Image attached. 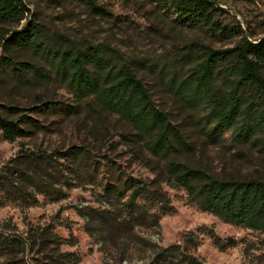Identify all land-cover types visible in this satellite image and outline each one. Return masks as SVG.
I'll return each instance as SVG.
<instances>
[{
	"label": "rangeland",
	"instance_id": "374dc122",
	"mask_svg": "<svg viewBox=\"0 0 264 264\" xmlns=\"http://www.w3.org/2000/svg\"><path fill=\"white\" fill-rule=\"evenodd\" d=\"M31 15L28 22L43 30V43L53 49L86 45L114 50L133 65L136 76L149 90L155 105L174 117L203 156L201 164L216 176L247 175L260 170L264 155L248 150L237 155L228 147L204 146L199 134L202 108H190L177 100L167 86V72L185 74L188 64L180 63L198 54V45L214 50L232 48L241 35L229 39L211 38L196 29L177 24L164 12L158 0H92L109 18L91 13L73 0H23ZM224 13L218 22L247 30L249 40L264 38V0H212ZM0 59L8 57L2 47ZM15 62L34 65L41 74L49 71L39 56L29 52L13 54ZM143 66H152L149 72ZM20 68L16 66L15 70ZM18 73V72H16ZM264 76V68L262 70ZM53 104L55 111H48ZM40 110V111H39ZM0 115L10 121L23 116L41 127L13 142L0 133V233L21 237L28 248L24 264H52L51 256L62 255L64 264H118L114 252L85 231L84 216L90 210L115 211L117 203L105 204L101 188L108 180L103 169L112 160L127 177L151 180L148 169L134 161L123 143L128 127L118 116L97 107L93 98L78 101L70 90L50 73L49 79L25 74L19 81L8 77L0 82ZM82 152L96 171L77 173L68 154ZM172 213L159 222V239L151 231H139L163 247L181 244L190 234L198 236V247L189 250L204 264H264V234L224 223L200 212L181 190L166 189ZM54 196V197H52ZM213 230L220 240L234 245L223 252L201 232ZM120 264H125L120 263ZM131 264H141L134 255Z\"/></svg>",
	"mask_w": 264,
	"mask_h": 264
},
{
	"label": "trees",
	"instance_id": "16d2710c",
	"mask_svg": "<svg viewBox=\"0 0 264 264\" xmlns=\"http://www.w3.org/2000/svg\"><path fill=\"white\" fill-rule=\"evenodd\" d=\"M73 1L96 16L110 17L92 0ZM158 2L180 26L217 39L242 36L228 49L198 45L194 58L179 60L190 66L187 72H167L166 81L168 91L184 106L203 109L204 117L198 124L204 146H224L225 134H229L228 147L237 155L248 150L264 155V38L249 40L247 30L218 22L217 16L224 11L212 0ZM28 15L31 13L23 0H0L2 47L8 55L0 59V82L8 77L19 81L25 74L46 80L51 73L78 101L93 98L100 110L118 116L128 127L129 133L122 137L124 145L131 158L153 175L151 180L127 177L108 159L102 166L108 176L101 188L102 202H116L117 206L115 211L90 210L84 216L85 231L114 252L115 262L131 264L135 255L141 264H204L189 251L198 247L197 235L185 236L182 245L163 247L136 232L151 231L159 239V222L172 213L165 188L183 191L200 212L221 222L264 234V163L260 170L243 176L214 175L201 164L199 156L203 154L174 124L175 118L155 105L133 65L114 50L105 58L108 49L101 46L86 45L84 50L48 47L43 43V30L31 21L15 30ZM18 52L39 56L49 71L44 75L34 65L15 62L13 54ZM141 67L152 72V66ZM46 107L55 111L53 104ZM23 127L41 128L25 116L10 121L0 115L4 140L27 137L29 132ZM68 157L77 173L98 169L78 150ZM201 233L221 252L234 245L220 240L211 229ZM27 248L25 239L0 233V264H24L20 257ZM50 261L65 263L62 255L53 254Z\"/></svg>",
	"mask_w": 264,
	"mask_h": 264
}]
</instances>
